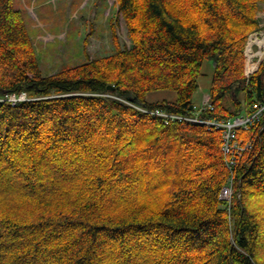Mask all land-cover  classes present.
<instances>
[{
	"label": "trees",
	"instance_id": "trees-1",
	"mask_svg": "<svg viewBox=\"0 0 264 264\" xmlns=\"http://www.w3.org/2000/svg\"><path fill=\"white\" fill-rule=\"evenodd\" d=\"M116 3L131 46L113 27L112 54L45 75L24 2L0 0V95L27 96L0 101V264H264V113L237 131L229 213L221 130L136 107L193 115L207 59L199 117L263 101L264 58L246 76L244 49L264 0ZM162 89L175 99H148Z\"/></svg>",
	"mask_w": 264,
	"mask_h": 264
},
{
	"label": "rangeland",
	"instance_id": "rangeland-1",
	"mask_svg": "<svg viewBox=\"0 0 264 264\" xmlns=\"http://www.w3.org/2000/svg\"><path fill=\"white\" fill-rule=\"evenodd\" d=\"M22 1L32 19L30 30L33 43L40 67L45 75L59 71L65 66L81 64L89 59L112 54L115 51L113 27L119 45L131 46L125 21L118 13L116 0ZM263 12L264 4L262 3L258 17L261 24L260 30L264 32ZM250 59L251 55H248V62ZM254 62L257 64V60ZM212 76V61L207 59L203 62L198 87L192 96V102L196 108L202 105L204 97L208 95ZM175 97V91L169 89L148 93V99L151 101L164 98L174 100ZM243 143L248 142L243 140ZM243 153L242 150L240 157ZM222 155L225 162L223 150Z\"/></svg>",
	"mask_w": 264,
	"mask_h": 264
},
{
	"label": "built area",
	"instance_id": "built-area-1",
	"mask_svg": "<svg viewBox=\"0 0 264 264\" xmlns=\"http://www.w3.org/2000/svg\"><path fill=\"white\" fill-rule=\"evenodd\" d=\"M264 33H253L248 41L246 51L250 52L251 59L254 57H261L264 53V47L261 46L259 43L260 38L259 35H263ZM257 45V50L254 51L252 49V45ZM247 59L248 54L246 52ZM253 68H247L246 73H250ZM246 74V75H247ZM121 101H124L128 104H131L129 101H126L120 97H117ZM21 100H26L25 93H20L18 95L14 93H8L2 97H0V101H7L12 106H14L17 102ZM207 107H212L210 102L208 101V97L204 99L203 102V109ZM137 108L142 111L143 113L150 114L152 116L161 117L164 123H170L172 121H179V122H190V123H199L205 124L210 128L221 129V149L225 153V165L226 169L228 170V176L226 179V184L222 186L219 197L225 202V206L230 213L231 206H232V199L235 194V167H236V160L240 157V153L243 152L250 146L249 143H243L241 137L238 136L237 130L238 129H248L250 126L258 121L262 114L264 113V99L263 101L255 102L251 106V110L247 114L238 115L228 119H216V118H200L198 116L192 115H182L176 114L172 112L164 111L160 108H148L144 106H137Z\"/></svg>",
	"mask_w": 264,
	"mask_h": 264
},
{
	"label": "bare ground",
	"instance_id": "bare-ground-1",
	"mask_svg": "<svg viewBox=\"0 0 264 264\" xmlns=\"http://www.w3.org/2000/svg\"><path fill=\"white\" fill-rule=\"evenodd\" d=\"M260 44H261L262 47H264V41L263 40H260ZM247 54L250 56V52L249 51H247Z\"/></svg>",
	"mask_w": 264,
	"mask_h": 264
},
{
	"label": "water",
	"instance_id": "water-1",
	"mask_svg": "<svg viewBox=\"0 0 264 264\" xmlns=\"http://www.w3.org/2000/svg\"><path fill=\"white\" fill-rule=\"evenodd\" d=\"M107 88H108L109 90H114V86H112V85H111V86H108Z\"/></svg>",
	"mask_w": 264,
	"mask_h": 264
},
{
	"label": "crops",
	"instance_id": "crops-1",
	"mask_svg": "<svg viewBox=\"0 0 264 264\" xmlns=\"http://www.w3.org/2000/svg\"><path fill=\"white\" fill-rule=\"evenodd\" d=\"M264 13V12H263Z\"/></svg>",
	"mask_w": 264,
	"mask_h": 264
}]
</instances>
